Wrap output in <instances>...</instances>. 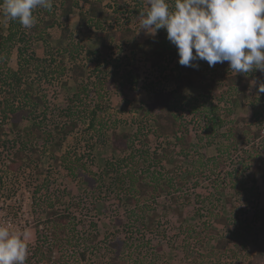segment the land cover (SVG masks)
I'll return each instance as SVG.
<instances>
[{
  "label": "rangeland",
  "instance_id": "1",
  "mask_svg": "<svg viewBox=\"0 0 264 264\" xmlns=\"http://www.w3.org/2000/svg\"><path fill=\"white\" fill-rule=\"evenodd\" d=\"M12 1L13 6L26 11L20 27L30 35L29 26L41 16L36 0L1 3L0 33L7 31V9ZM166 1L168 15L179 18L193 58L207 54L208 64L227 71L240 58L239 50L250 47V38H244L235 19L218 25L214 36L208 22L189 17L203 0ZM128 5L132 6V1L126 0L124 9ZM91 10L93 16H100L103 27L80 23L79 12L90 20ZM261 11L264 15V6ZM116 20L113 0H102L94 9L80 0L67 16L58 14L41 39L13 47L9 67L19 66L17 45L26 46L41 64L39 69L28 66L22 75L23 92L7 95L8 100L15 105L23 103L26 95L43 100L36 104L26 99V109L34 104L33 114L17 124L12 115L4 118L0 111V264H105L117 253L127 256L132 264H246L264 243V138L236 142L237 129L245 125L257 129L261 111L253 112L264 104V74L255 76L241 98L237 90L224 86L223 77L218 78L215 72H206L210 83L202 87L185 85L182 91L190 97L177 111L186 130L176 134L182 135L179 140L174 135L164 140L154 134L148 112H135L133 107L156 110L152 89L173 88L168 75L174 62L166 61L164 70L151 68L138 52L119 69L122 73L131 69L133 75L122 82H109L114 66L99 67L97 59L86 55V50L99 46L105 28L115 27ZM153 24L148 17L138 16L131 26L141 40L154 32ZM69 39L80 50L74 61L83 74L77 79L70 54L65 52L72 49ZM197 45L215 47L203 53ZM257 59L264 64V52ZM60 61L65 72L51 73L49 69ZM249 61L245 59L246 69ZM186 69L189 74L195 72V66ZM99 75L105 77L106 84L98 83ZM90 84L87 87L95 90L103 86L101 126H88L97 99L80 89ZM78 92L81 102L74 98ZM4 96L0 90V100L5 102ZM70 121L76 123L75 132L59 138L57 128ZM114 132L130 137L115 145ZM229 143L234 146L227 151ZM252 147L259 152L256 162L261 168L256 174L242 162ZM153 151L160 154L159 159L151 158ZM128 154L135 157L136 165L130 159L128 165L137 175L150 179L160 173L158 180L164 185L158 196L146 192L149 197L141 199L138 176L130 184L111 170L110 163L117 164ZM215 155L218 160L209 161ZM199 158L204 165H198ZM133 195L137 201L129 200ZM63 215H67L65 224L59 219ZM222 238L227 243L218 246Z\"/></svg>",
  "mask_w": 264,
  "mask_h": 264
},
{
  "label": "trees",
  "instance_id": "2",
  "mask_svg": "<svg viewBox=\"0 0 264 264\" xmlns=\"http://www.w3.org/2000/svg\"><path fill=\"white\" fill-rule=\"evenodd\" d=\"M79 1L80 0H36V9L38 13L41 14V16L38 20V23L33 21L34 24L29 26V29L33 31L30 33V35H26L25 32L22 31L23 29L20 27L22 24V16L26 14V11L22 10V7L18 5L17 7L13 6L15 1H12L8 4L7 14L10 16V19L8 22L7 31L5 33H0V90L6 94L4 99L5 97L7 98L5 102L0 100V111L4 118H6L8 115H12L14 122L17 124L18 121L27 119L31 114H33L34 104H31V106L26 109V99L29 100L30 98L31 100H34L36 101V104H39V102L43 100L40 97L32 95H29V97L26 95L27 98L23 102L25 105H23L22 102L15 105L13 100H8V97L12 94L14 95L16 93L23 92L22 90L20 91V86L23 80L22 75L23 72L28 70V66H33L34 68L39 69L41 64L39 59H34L33 53L28 51L26 46L21 47L17 45V52L21 62L19 61V66L17 69L9 67L7 63L13 47H15L16 44L25 42V40H31L34 38L41 39L44 31L56 23V16L60 13L67 16L74 11L75 7H78ZM83 1L88 2L92 9L101 5L102 2V0ZM130 1H132L133 5H128L127 9H124L123 6L125 5L126 0H113V13L117 17L115 27L107 29L105 28L99 46L92 50H86L85 52L87 56H91L89 59L92 58L93 61L97 59L95 62L99 67L103 66L106 68L107 65L114 66L113 68L115 69H113V71L108 76L109 82H122V78L128 80V78H130L129 76L133 75L131 69L127 70L126 73H122V69L120 72L119 69L121 65L124 66L126 63H130L138 52L143 55L142 58L151 68H159L160 70H164L166 68V61L167 63L174 62L173 69L168 75V78L174 82L173 88L168 91L158 88L152 89L154 93L153 99L156 105V110H152L151 108L146 110L141 106L133 107L135 112H148V117L155 125L153 132L156 137H161L162 139L167 140L170 135H174L176 140H179L182 135L177 136L176 134L181 131L184 132L186 129L182 127L183 117L178 114L177 110L181 107H184V103L190 97L187 93L182 91V88L187 85L197 89L198 87L206 85L209 82V77H206V72H210V74L215 72L218 78L222 76L224 86L237 90L239 93V98L244 95V91L247 90L251 81L255 79L256 75L260 77L264 74V64H261L257 59L259 54L264 52V43H262V40L264 39V15L261 11L264 3H259L258 0H203L201 7H197L193 13H189L188 16L197 17V21L208 22L210 24L211 33L214 36L218 32V25L221 23H229L232 19H235L238 27L242 30L244 38H250V47L248 46L247 49L241 48L239 50L240 58L236 59L231 68H227L226 71V69H220L219 66L214 68L208 64L206 60L210 62V58L207 54H201L197 56V58L190 56L187 39L181 33L179 28V18L176 15H168V12L166 11V0ZM4 2L5 0H0V4ZM122 2L124 3L122 6L123 9L120 7ZM188 7L191 9L189 4ZM88 13H91L90 20H88L86 13L82 11L79 12L80 23L85 25H90L92 23V25L96 26V28L103 27V25L100 23V16L96 14L93 16L94 10L93 12L91 10ZM200 13H202V16L199 15ZM138 16H146L151 23H154V32L141 40H138V33L131 26L133 18ZM259 19L260 21H258ZM63 30L64 32L66 31V29ZM68 34L71 35L70 33H67V35ZM69 45L72 49L67 48L65 52L70 54L71 67L74 69L73 75L74 78L77 79L79 75L83 74L81 68H78V64H76L74 61L76 59V54L80 50H78L76 45L73 44L71 39H69ZM196 47L199 49L201 48L203 53L209 49L199 45ZM214 47L215 45H210L209 50L213 49ZM126 49L129 50V55L127 56L125 55L127 53ZM25 51H28L29 53L27 54ZM24 57L26 58L24 59ZM247 58L250 60L249 67L251 69L245 68V59ZM60 62L61 63L57 67L49 69V71L51 73H57L58 75H61L63 72H65L66 67L63 65L62 61ZM187 65L190 66L191 69L193 66H195V72L197 73L194 72V74H189L186 69ZM44 68H46V66L43 67V71L46 72ZM99 71L103 72V70ZM99 77L100 75L98 78ZM191 78L196 79V81L193 82V79ZM103 80H105V77L99 78L98 83L106 84ZM91 85L92 84L82 85V89H80V91L84 92L86 96H93L97 99V102L94 105L96 108L93 107L90 110L91 117L88 126H101L102 122L100 121L103 120V116L100 113L105 109V107L102 105L105 95L103 94V91L100 90L103 86H99L100 88L95 90L93 87H87ZM74 98H77L80 100V102L82 101L79 92L75 94ZM74 98L72 99L75 101ZM263 109L264 104L261 108L257 109V111L253 112V114L256 112L259 113ZM213 120L215 119L213 118ZM215 125L216 124H214V126ZM75 127L76 123L70 121L68 124H64L62 127L57 128L59 138L63 139L69 134L75 132ZM32 128L34 130H38V128L35 126H32ZM237 131L239 136L236 142L242 139L251 140L252 138L259 135L258 129L251 130L250 127H247L246 125L243 126L242 129L238 128ZM245 132L246 136L244 135V138L243 133ZM129 137L130 134L126 135V133L121 134L114 132L113 140L115 145H118L120 142H125ZM231 146L234 145L229 143V145H225V149L229 151ZM218 149L221 150L220 148ZM252 149L253 151L248 152V157H246V159L242 162L244 167H250L253 169V173L256 174L257 170L261 168L257 166L256 162L259 152L255 147H252ZM17 150L20 152L19 149ZM218 156L219 155L213 156L211 159H209V161L211 160L216 162L219 158ZM133 158H135L133 155L128 154V156L125 155L124 159H121L117 164L110 163L111 170L115 172L116 176H119V179L122 182L125 178L130 181V184H133L136 181V177L138 176L140 179L137 177L139 180L137 179L136 185L139 187L138 189H140L138 192L141 194V199L148 198L149 196H155V194L158 196L161 190V185H164L159 183L160 180L158 179L160 177L158 175L160 173L155 175L154 178L150 179H146L140 174L137 175V170L128 165V159L131 160L133 166L136 165V161ZM151 158L159 159L160 154H158L156 151H153ZM196 162L199 166L204 165V162L201 158L197 159ZM133 169L135 171H133ZM148 188L151 190L148 191ZM152 191H154V193ZM146 192L150 193L149 196L146 194ZM135 196L136 195L130 196L129 200L137 201L138 197ZM66 218L67 215H63L59 219L64 221L65 224V221L67 220ZM58 229L63 231L61 228ZM108 242L111 243L110 240ZM217 243L218 246H223L225 243H227V241L225 238H222L218 239ZM111 245L114 246V242H112ZM35 250L37 251V248H34V252H36ZM65 262L67 263L68 261ZM254 263L264 264V243L246 262V264ZM105 264L132 263H130L127 256L123 257L117 253Z\"/></svg>",
  "mask_w": 264,
  "mask_h": 264
},
{
  "label": "built area",
  "instance_id": "3",
  "mask_svg": "<svg viewBox=\"0 0 264 264\" xmlns=\"http://www.w3.org/2000/svg\"><path fill=\"white\" fill-rule=\"evenodd\" d=\"M259 130L258 138H264V109L261 111V113L257 117V127Z\"/></svg>",
  "mask_w": 264,
  "mask_h": 264
}]
</instances>
